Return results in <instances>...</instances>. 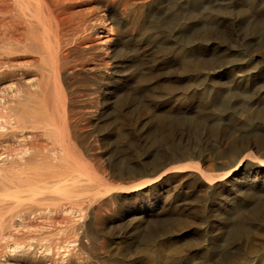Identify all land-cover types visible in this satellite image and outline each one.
Masks as SVG:
<instances>
[{
  "label": "rangeland",
  "instance_id": "rangeland-1",
  "mask_svg": "<svg viewBox=\"0 0 264 264\" xmlns=\"http://www.w3.org/2000/svg\"><path fill=\"white\" fill-rule=\"evenodd\" d=\"M121 1L93 5L96 29L108 26L112 41L94 52L105 66L63 78L66 152L97 189L62 201L80 211L79 263L237 261L264 234V74H249L259 59L188 52ZM70 232L65 225L60 237Z\"/></svg>",
  "mask_w": 264,
  "mask_h": 264
},
{
  "label": "bare ground",
  "instance_id": "bare-ground-1",
  "mask_svg": "<svg viewBox=\"0 0 264 264\" xmlns=\"http://www.w3.org/2000/svg\"><path fill=\"white\" fill-rule=\"evenodd\" d=\"M95 3L114 0H0V264H80V211L62 201L97 189L66 152L63 78L78 66L93 72L106 64L94 56L112 42L108 26L94 25ZM121 8L188 52L254 53L259 66L249 74H264V0H122ZM65 225L71 232L63 240ZM35 231L45 245L25 243ZM251 233L244 231L245 242ZM225 264H264V234L248 255Z\"/></svg>",
  "mask_w": 264,
  "mask_h": 264
}]
</instances>
